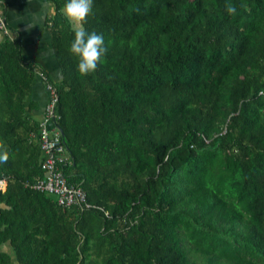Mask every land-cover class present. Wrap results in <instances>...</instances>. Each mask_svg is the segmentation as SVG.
Listing matches in <instances>:
<instances>
[{"label": "trees", "instance_id": "obj_1", "mask_svg": "<svg viewBox=\"0 0 264 264\" xmlns=\"http://www.w3.org/2000/svg\"><path fill=\"white\" fill-rule=\"evenodd\" d=\"M50 1L59 78L0 29V264H264V0H93L82 22ZM81 25L108 49L83 75ZM41 74L88 206L32 186Z\"/></svg>", "mask_w": 264, "mask_h": 264}, {"label": "crops", "instance_id": "obj_2", "mask_svg": "<svg viewBox=\"0 0 264 264\" xmlns=\"http://www.w3.org/2000/svg\"><path fill=\"white\" fill-rule=\"evenodd\" d=\"M0 5L8 25L22 36L25 58L35 60L41 68L59 78L61 71L56 64L52 33L48 26V18L55 11L53 3L50 0H0ZM32 98L37 99L40 105L33 113L41 119L49 99V92L41 78L33 85ZM0 249L12 252L9 244L2 245Z\"/></svg>", "mask_w": 264, "mask_h": 264}, {"label": "built area", "instance_id": "obj_3", "mask_svg": "<svg viewBox=\"0 0 264 264\" xmlns=\"http://www.w3.org/2000/svg\"><path fill=\"white\" fill-rule=\"evenodd\" d=\"M0 29L3 33L9 34L10 30L3 11L0 9ZM42 79L49 92V99L45 106L44 115L40 119L37 139L40 144L43 160L42 168L45 176L39 178L32 185L33 188L53 195L58 204L62 206L89 205L85 191L76 184L69 183L62 166L70 163V155L63 140L62 129L57 125L58 115L56 106L59 101V94L56 86L48 81L45 75ZM5 178H0V188L5 185Z\"/></svg>", "mask_w": 264, "mask_h": 264}, {"label": "clouds", "instance_id": "obj_4", "mask_svg": "<svg viewBox=\"0 0 264 264\" xmlns=\"http://www.w3.org/2000/svg\"><path fill=\"white\" fill-rule=\"evenodd\" d=\"M92 5L93 0H63L61 11L67 19L82 22L91 12ZM226 11L235 13L236 8L226 5ZM107 50L103 32L89 30L83 25L73 29L68 51L76 59L75 68L79 74L93 72ZM5 162V157L0 155V166H3Z\"/></svg>", "mask_w": 264, "mask_h": 264}, {"label": "rangeland", "instance_id": "obj_5", "mask_svg": "<svg viewBox=\"0 0 264 264\" xmlns=\"http://www.w3.org/2000/svg\"><path fill=\"white\" fill-rule=\"evenodd\" d=\"M0 9L2 10V6L0 5Z\"/></svg>", "mask_w": 264, "mask_h": 264}, {"label": "water", "instance_id": "obj_6", "mask_svg": "<svg viewBox=\"0 0 264 264\" xmlns=\"http://www.w3.org/2000/svg\"><path fill=\"white\" fill-rule=\"evenodd\" d=\"M63 132V131H62Z\"/></svg>", "mask_w": 264, "mask_h": 264}]
</instances>
